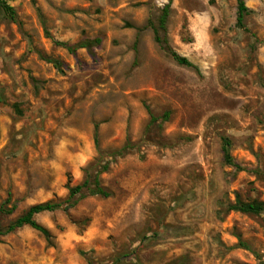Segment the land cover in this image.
<instances>
[{"label":"rangeland","instance_id":"374dc122","mask_svg":"<svg viewBox=\"0 0 264 264\" xmlns=\"http://www.w3.org/2000/svg\"><path fill=\"white\" fill-rule=\"evenodd\" d=\"M1 1L0 264H264V0Z\"/></svg>","mask_w":264,"mask_h":264},{"label":"trees","instance_id":"16d2710c","mask_svg":"<svg viewBox=\"0 0 264 264\" xmlns=\"http://www.w3.org/2000/svg\"><path fill=\"white\" fill-rule=\"evenodd\" d=\"M2 6L4 9L11 14H14L13 9L9 7L4 0L1 1ZM238 2V17H237V25L238 27L244 26L245 17L250 13L249 8L246 5L245 0H237ZM172 0L166 4L162 10V14L159 18V26L157 28H153L155 34V41L158 45L161 46L163 50H165L168 54L172 56V58L181 66H186L190 68H195V66L185 57L180 56L177 52H175L169 45H168V38H167V21L168 16L170 13ZM163 32L164 36L161 37L160 32ZM57 45L66 47L67 50L75 54L80 49H87L89 52L93 53V49L101 45L102 40L97 38L94 40H88L85 42H80L74 46H67L62 42H56ZM58 70H62L63 64L58 60H51L50 61ZM196 69V68H195ZM153 121L155 118H152ZM225 157L227 161H232V158L228 152V149L225 147ZM109 169L108 165L103 167V172H106ZM86 191V193L84 192ZM87 195L89 196H102V197H109L110 194L102 187L99 175L94 178L92 183L86 181L83 185H79L73 188H70V195H69V206L68 208L75 207L81 199H84ZM78 196V198H76ZM61 207V204H54L52 202L41 203L31 206L27 212L22 215L20 218L16 220V222L8 228V233L12 232L16 229H20L24 226H28L35 231L41 233L47 240L52 238V234L50 230L40 223H38L35 217L39 214L45 212H54ZM264 207L263 203L259 202H242L237 201L235 205L229 207L231 211H238L245 214H254L258 215L262 212ZM1 235V234H0Z\"/></svg>","mask_w":264,"mask_h":264}]
</instances>
